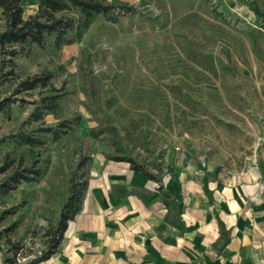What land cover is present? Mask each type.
Wrapping results in <instances>:
<instances>
[{"label": "rangeland", "instance_id": "374dc122", "mask_svg": "<svg viewBox=\"0 0 264 264\" xmlns=\"http://www.w3.org/2000/svg\"><path fill=\"white\" fill-rule=\"evenodd\" d=\"M121 1L136 12L118 22L101 17L82 41L60 51L34 45L30 55L16 60L24 77L55 72L53 83L64 93L63 118L81 120L57 141L37 134L47 142L41 149L0 144V164L13 152L29 165L40 157L42 169L39 181L21 182L0 196V264L13 256L8 239L23 245L28 257L41 250V228L58 221L83 156L92 158L85 169L90 178L114 154L109 135L94 138V128L116 126L126 152L149 168L158 160L166 178L172 175L164 160L169 149L184 148L200 163L218 164L243 160L258 147L250 130L255 118L264 117V0ZM22 4L27 17L39 2ZM3 23L0 9V30ZM14 87L13 80L4 83L1 95ZM25 97L28 103L14 104L9 119L0 114V137L18 132L34 110L39 98ZM44 121L58 122L52 114ZM261 157L257 148V161ZM83 171H77L78 185ZM7 211L14 212L3 218ZM14 223L12 233L4 232ZM19 259L23 264L28 258Z\"/></svg>", "mask_w": 264, "mask_h": 264}, {"label": "crops", "instance_id": "0c3cea01", "mask_svg": "<svg viewBox=\"0 0 264 264\" xmlns=\"http://www.w3.org/2000/svg\"><path fill=\"white\" fill-rule=\"evenodd\" d=\"M264 117L251 130L264 135ZM199 162L184 148L164 160V189L130 164L90 172L81 211L59 251L39 264H264V160Z\"/></svg>", "mask_w": 264, "mask_h": 264}, {"label": "trees", "instance_id": "16d2710c", "mask_svg": "<svg viewBox=\"0 0 264 264\" xmlns=\"http://www.w3.org/2000/svg\"><path fill=\"white\" fill-rule=\"evenodd\" d=\"M22 1L0 0L4 22L0 30V87L12 80L15 84L10 95L2 96L0 89V114L9 119L14 104L28 103L25 96H37L39 99L33 101L35 108L23 123L22 128L16 133L0 137V144L11 142L41 149L47 142L37 134H50L52 139L57 141L80 122L81 116L74 120L63 118L61 102L64 93L63 89L53 83L55 72L44 69L41 73L24 77L17 72V58L30 55L34 45L44 50L50 46L55 51H60L66 45L82 41L87 31L99 18L118 22L121 15L135 13L136 7L121 0H38L37 11L25 17ZM59 68L62 71L65 70L63 66ZM111 106L112 103L107 104L108 108ZM49 114L54 115L58 120L56 126H46L44 120ZM33 123H40V126L31 131L24 129L25 125ZM104 134L109 135V141L114 148V154L108 156L110 160L129 163L132 170L142 172L148 179L158 183L160 190L164 189V168L158 160L152 168L139 163L126 152L119 129L111 123L91 130L94 138ZM91 161L90 156L81 158L77 170L71 176L69 194L61 206L58 221L49 222L47 226L41 228V250L34 257H28L23 245L12 243L8 239L13 256H6L5 264H21L19 256L28 258L23 264H39L59 251L69 222L82 209L89 184L88 171L85 169ZM40 163V157L29 165L23 154L14 156L13 152L6 153L0 164V196H7L21 182L39 181L42 177ZM79 170H84L81 174L84 180L80 185L76 183ZM13 212H5L3 218ZM16 227L17 223H14L4 232L12 233Z\"/></svg>", "mask_w": 264, "mask_h": 264}, {"label": "built area", "instance_id": "2783aa9c", "mask_svg": "<svg viewBox=\"0 0 264 264\" xmlns=\"http://www.w3.org/2000/svg\"><path fill=\"white\" fill-rule=\"evenodd\" d=\"M258 148H259L261 156H262V158L264 160V135L259 138ZM156 186L159 188V184L158 183H156Z\"/></svg>", "mask_w": 264, "mask_h": 264}]
</instances>
